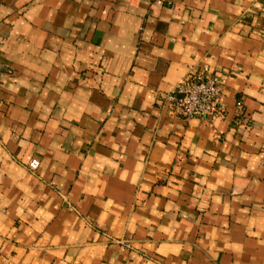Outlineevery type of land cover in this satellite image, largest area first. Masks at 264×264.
Returning <instances> with one entry per match:
<instances>
[{
    "label": "crops",
    "instance_id": "obj_1",
    "mask_svg": "<svg viewBox=\"0 0 264 264\" xmlns=\"http://www.w3.org/2000/svg\"><path fill=\"white\" fill-rule=\"evenodd\" d=\"M0 264H264V0H0Z\"/></svg>",
    "mask_w": 264,
    "mask_h": 264
},
{
    "label": "built area",
    "instance_id": "obj_2",
    "mask_svg": "<svg viewBox=\"0 0 264 264\" xmlns=\"http://www.w3.org/2000/svg\"><path fill=\"white\" fill-rule=\"evenodd\" d=\"M220 81L208 71L190 73L181 79L168 94L162 97L163 107L168 113L183 121L191 119L210 120L224 114L220 103ZM240 108V105H239ZM28 170L36 172L37 160H31Z\"/></svg>",
    "mask_w": 264,
    "mask_h": 264
}]
</instances>
